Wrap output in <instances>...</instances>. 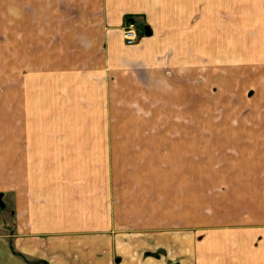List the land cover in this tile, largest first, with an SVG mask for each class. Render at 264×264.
Listing matches in <instances>:
<instances>
[{"label": "crops", "instance_id": "crops-1", "mask_svg": "<svg viewBox=\"0 0 264 264\" xmlns=\"http://www.w3.org/2000/svg\"><path fill=\"white\" fill-rule=\"evenodd\" d=\"M213 3L0 0V264H264V0L239 57Z\"/></svg>", "mask_w": 264, "mask_h": 264}, {"label": "rangeland", "instance_id": "rangeland-1", "mask_svg": "<svg viewBox=\"0 0 264 264\" xmlns=\"http://www.w3.org/2000/svg\"><path fill=\"white\" fill-rule=\"evenodd\" d=\"M213 2V6L214 8H217L219 10V13H220V42L221 43H225V45L228 43V36H234L235 37V43H236V49H237V57L238 56V53L239 52H242L243 51V41H244V34H245V28H244V25H245V17L247 13V8L249 9V4L250 2L251 3H254L255 0H205V4H207V2ZM229 21V23H228ZM130 22L132 21H128L126 20V23L122 26V28L125 26V25H128ZM229 25H233V27L235 28L232 32V29L230 28L229 29ZM133 26L134 28L137 30V27L135 26L134 22H133ZM230 33V34H229ZM123 37V36H122ZM136 41V40H135ZM236 64H243L242 63V60H240V58H236ZM241 65H238L236 66V76L239 77L240 79H237L236 80V84H239V86L237 85L234 89V91L236 92V94L238 92H241L242 91V85H246L249 84L246 82V78L242 76V74H239L241 72H239L240 69H242L243 71V65L241 67ZM226 73V72H225ZM242 76V77H241ZM211 75L209 74L208 75V72L205 74L204 76V79H205V84H204V97H203V107H204V117L205 116H211V113L213 114V116L215 115L217 117L220 116L219 114L222 113L223 114V111L226 113L225 115H227L228 113L230 115L228 116H234L235 115V112L238 114V111L237 109L235 110V106L232 105L230 106L228 101L229 100H232L234 99V95H230L231 99L229 98V95L227 96H223L221 94L223 93H215V90H218V91H223L224 89L227 88V85H229V82L225 80H221L219 79L218 81H216V85H214L212 82L210 86H208V84H210V79H211ZM226 77V76H225ZM215 78H220L215 76ZM245 78V79H244ZM253 79V77H252ZM228 80V79H226ZM245 80V81H243ZM255 78L252 80L254 81ZM245 82V83H243ZM215 86H217V88L215 89ZM252 88V87H251ZM250 87L246 88L245 89V95L247 97H250L251 94L253 93V90L251 89ZM255 88V87H254ZM236 97V96H235ZM212 98H216V99H212ZM211 100H214L213 102ZM237 101H242V98H236ZM212 102V104L210 103ZM227 102V103H226ZM219 107V108H216ZM214 107V113L211 112L210 113V110L212 111V108ZM224 107V108H223ZM221 108V109H220ZM235 110V112H234ZM234 112V113H233ZM210 113V114H209ZM233 113V115H232ZM221 114V115H222ZM236 114V115H237ZM192 116H188V131H190V129L195 132V127H192ZM208 121H203V128L205 127V125L207 124ZM196 163H199V162H196ZM210 161H208L206 158H205V161H204V171L206 172V174H204L203 177H201V179H199V183H196L195 179L193 178V184L191 185L193 187V189L195 187H199V190L200 191H203L204 192V196H205V199H209V195L210 194H213V186L214 185H218L219 183H224V179L223 180H213L212 177H210L212 174H209V166H211V164H209ZM204 178V179H203ZM227 182V181H226ZM225 182V183H226ZM224 183V184H225ZM195 184L197 186H195ZM189 186V187H191ZM203 186V187H202ZM212 188V189H211ZM191 197V195H190ZM192 198V197H191ZM203 209L204 210H208L209 208H211L210 205L208 204H204L203 206ZM189 216H192V214H189ZM211 218L210 215H207ZM95 239V238H94ZM98 241V240H97ZM61 243H65V245H67L68 242H61ZM84 244H87V242H83L82 245ZM69 245H72V246H79L81 245L79 242H70ZM85 257H88L90 255L89 252H83L82 253ZM92 255V254H91ZM75 256V255H73ZM95 256L99 257L98 254H95Z\"/></svg>", "mask_w": 264, "mask_h": 264}, {"label": "built area", "instance_id": "built-area-1", "mask_svg": "<svg viewBox=\"0 0 264 264\" xmlns=\"http://www.w3.org/2000/svg\"><path fill=\"white\" fill-rule=\"evenodd\" d=\"M122 36L124 42L128 45L133 44L135 42V40L137 39V31L134 28L132 22L122 28Z\"/></svg>", "mask_w": 264, "mask_h": 264}, {"label": "water", "instance_id": "water-1", "mask_svg": "<svg viewBox=\"0 0 264 264\" xmlns=\"http://www.w3.org/2000/svg\"><path fill=\"white\" fill-rule=\"evenodd\" d=\"M0 206H3L2 200H1V196H0Z\"/></svg>", "mask_w": 264, "mask_h": 264}]
</instances>
